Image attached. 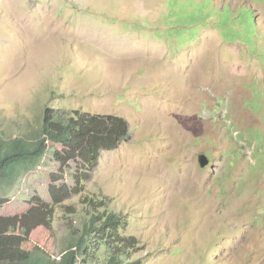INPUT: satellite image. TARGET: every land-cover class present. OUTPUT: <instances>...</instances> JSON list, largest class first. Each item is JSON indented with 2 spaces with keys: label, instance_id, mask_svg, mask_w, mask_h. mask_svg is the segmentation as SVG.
<instances>
[{
  "label": "rangeland",
  "instance_id": "374dc122",
  "mask_svg": "<svg viewBox=\"0 0 264 264\" xmlns=\"http://www.w3.org/2000/svg\"><path fill=\"white\" fill-rule=\"evenodd\" d=\"M46 107L127 121L91 192L146 264H264V0H0V133L35 138ZM51 154L0 217L72 185ZM63 223L33 241L58 257Z\"/></svg>",
  "mask_w": 264,
  "mask_h": 264
},
{
  "label": "trees",
  "instance_id": "16d2710c",
  "mask_svg": "<svg viewBox=\"0 0 264 264\" xmlns=\"http://www.w3.org/2000/svg\"><path fill=\"white\" fill-rule=\"evenodd\" d=\"M248 20L252 23V15ZM46 107L35 138L7 139L0 133V186L11 194L51 154L65 179L48 175L50 203L33 195L25 213L0 217V264H146L147 252L130 229L129 219L91 192L93 176L104 152L130 140L123 118ZM26 179V178H25ZM8 200L0 196V206ZM76 201V203H72ZM63 216L67 237L58 257L33 241L56 240L53 225Z\"/></svg>",
  "mask_w": 264,
  "mask_h": 264
},
{
  "label": "water",
  "instance_id": "95a60500",
  "mask_svg": "<svg viewBox=\"0 0 264 264\" xmlns=\"http://www.w3.org/2000/svg\"><path fill=\"white\" fill-rule=\"evenodd\" d=\"M199 161H200L201 167H206L207 164L209 163L206 156H201Z\"/></svg>",
  "mask_w": 264,
  "mask_h": 264
}]
</instances>
